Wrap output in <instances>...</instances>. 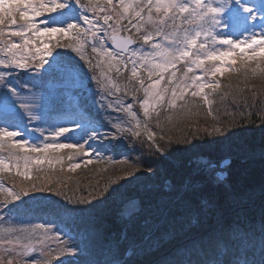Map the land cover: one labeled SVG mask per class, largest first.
Returning <instances> with one entry per match:
<instances>
[{"label":"snow or ice","instance_id":"snow-or-ice-1","mask_svg":"<svg viewBox=\"0 0 264 264\" xmlns=\"http://www.w3.org/2000/svg\"><path fill=\"white\" fill-rule=\"evenodd\" d=\"M257 14L260 16L259 34L250 31L257 24H249V20H257ZM101 20L107 27L100 25ZM124 32L129 34L122 35ZM55 36H60L63 42L57 40L49 45L42 39ZM133 44L139 47L130 50ZM57 48L70 50L78 59L59 52L53 55ZM80 62L87 66L91 76ZM237 64L240 66H235ZM0 68L4 69L0 70V125H3L0 126V152L8 153L6 157L0 156V172L15 168L16 176L30 180L32 167L44 163L49 167L62 164L63 157L50 156V153L70 149L69 160L74 155L87 154L85 145L91 147L89 142L98 136L96 122L88 109L90 103H97L104 110L125 112L135 122L136 130L129 128L132 135H139L138 130L142 128L149 140L156 133L148 122L155 116L159 126L160 111L164 108L184 109L190 89H195L190 92L191 97H201L208 105V115H213V101L209 97L221 88L218 74L222 77L226 71L241 70L250 72L253 77L264 74V0L255 4L252 0H0ZM14 69L28 70L34 75L24 80L19 73L14 74ZM113 72L115 77L109 75ZM178 72L181 73L179 77ZM121 77L125 81V95L131 86L133 100L139 104L143 120L138 111L133 110L132 103L125 105L117 95L122 91ZM89 80L97 84L98 91L94 95L100 97L98 101L92 100L93 94H86L89 93ZM141 91L142 98L136 95ZM113 96L115 100L108 99ZM53 113L61 114L54 123L51 122ZM25 117L29 122L49 124L50 138L45 137L42 144L30 145L20 130H9L10 127H26ZM168 119L171 121L172 117ZM70 124L79 129L72 137L75 142L61 143L58 138L73 131ZM234 125V121L218 122L213 132L222 139L207 145L192 143L176 151L192 152L213 145L218 149L225 141L248 131L246 128L232 131ZM112 126L122 130L119 122ZM40 131L43 135V130ZM183 142L188 143L187 140ZM170 144L169 140L167 146ZM155 149L157 153L165 152V147L159 144ZM32 153L39 155L33 158ZM21 162L23 171H20ZM153 162H148L147 171L158 175L159 172L151 167ZM230 163V160L209 153L196 165L195 176L182 178L175 186L166 181L170 192L167 202L157 203L153 198L141 207L140 202L129 199L120 215L139 232L142 241L149 243L159 242L169 229L187 228L186 214L191 215L192 223H203L211 218V230L177 249L165 264H257L252 258L257 249L261 255L259 264H264V220L257 247L250 226L239 217L227 220L215 201L199 193L196 176L212 177L220 184L226 176L224 168ZM79 167V163H70L68 171ZM223 187L231 195L230 186L224 184ZM30 190L56 191L51 187H37L34 183L30 188L23 182L19 187L13 183L7 189L0 185V193L6 192L5 203L8 197L20 201L16 207L21 215L29 211L22 208L26 202L21 197L28 196ZM119 191L114 188L98 204L105 203ZM65 199L72 202L69 197ZM84 202L91 203L77 201ZM69 211L58 209L55 219L43 223L29 224L20 219L19 226L13 223L17 218L0 216V264H53L54 261L55 264H99L79 258L85 254V241L92 237L87 229L79 231L68 225L64 217ZM120 239H128L127 230ZM194 252L201 258L192 259ZM104 264H127V261L114 253Z\"/></svg>","mask_w":264,"mask_h":264},{"label":"trees","instance_id":"trees-1","mask_svg":"<svg viewBox=\"0 0 264 264\" xmlns=\"http://www.w3.org/2000/svg\"><path fill=\"white\" fill-rule=\"evenodd\" d=\"M124 34L129 33L124 32ZM44 38L50 45L57 40L63 42L60 36ZM87 51L90 53L91 50L87 49ZM56 52L66 56L75 55L65 48L55 49L53 55ZM235 66L239 67V64ZM83 67L87 73H91L86 65L83 64ZM232 74L236 75V78L234 76L222 78L221 88L209 97L213 101L211 106L213 115H208V105L203 103L201 97H191L190 92L195 89H190L186 96L187 106L184 109L179 107L174 110L162 109L159 126L155 116L148 122L150 129L156 133L153 142L147 140L142 133L132 135L129 130L118 131L112 126L111 119L114 113L110 108L104 110L99 104L90 103L88 105L90 117L96 122L98 132L97 138L92 141L97 144L98 151L104 158L102 166L70 172L68 165L80 157L74 155L73 159L69 160L72 150L61 149L49 155L63 157L62 164L49 167L44 163L32 167L29 173L30 180L16 176L15 168L0 172V185L5 189L11 187L13 183L19 187L23 182L28 188L34 183L37 187H51L56 190L43 193L30 190L28 196H22L21 200L26 202L22 208L29 210L23 215L16 207L20 205V201H13L8 197V202L5 203L6 192L0 193V215L47 220L55 219L58 209L67 208L70 211L64 219L68 225L79 231L87 229L92 237L85 241L87 248L85 254L79 257L81 260L104 264L105 261L113 258L114 253H118L119 258L127 261V264H165V261L173 258L177 249H182L194 237L207 234L212 227L211 218L203 223L199 221L192 223L191 215L186 214L184 223L188 225L187 228L169 229L168 234L159 242L149 243L142 241L139 232L126 218L121 217V209L129 199L137 200L141 207L153 198L157 203L167 202L170 192L166 188V181L175 186L182 178L195 176L196 165L202 158L212 153L218 158L230 159L233 162L224 168L226 176L220 184H217L212 177L196 176L200 186L199 193L215 201L227 220H235L239 217L250 226L255 233V243L258 247L260 226L264 220V131H262L264 130V80L258 79V76L253 77L250 72L245 73L243 70ZM119 82L123 81L119 80ZM88 83L89 92L97 93V84L92 80ZM121 88L124 94L122 84ZM130 91L127 90V95ZM205 92L208 93L209 90L205 89ZM99 99L100 97L95 96L93 101ZM107 102L106 100L105 103ZM169 116L172 117L171 121L168 119ZM211 120L216 124L234 121L232 131L241 128H246L248 131L244 135L234 136L225 141L218 149L213 145L212 148L204 147L192 152L176 151L189 147L192 143L207 145L213 140L222 139L219 134L213 132ZM35 133L41 135V131L35 130ZM161 136L163 139L160 138ZM169 140L171 144L167 146ZM184 140L188 143H184ZM156 144L165 147V152L157 153ZM0 155L6 157L8 153L0 152ZM31 155L33 158L38 156L35 153ZM165 156H168L166 160ZM39 158L43 159V156ZM152 161L154 162L151 163V167L159 172L158 175H152L147 171L148 162ZM20 171H23L22 162ZM129 172L132 174L126 175ZM224 184L230 186L231 195L226 193ZM114 188L120 191L113 194L105 203L98 204L108 197ZM56 192L62 194L57 195ZM38 197L43 199H34ZM65 197L71 198L72 202L69 203ZM80 200L91 203H77ZM91 205L98 206L93 208ZM125 230L128 232V239L122 240L120 236ZM157 258L159 259L156 262L151 263ZM191 258L195 260L201 257L194 252ZM252 258L259 264L261 255L258 249Z\"/></svg>","mask_w":264,"mask_h":264},{"label":"rangeland","instance_id":"rangeland-1","mask_svg":"<svg viewBox=\"0 0 264 264\" xmlns=\"http://www.w3.org/2000/svg\"><path fill=\"white\" fill-rule=\"evenodd\" d=\"M258 2H259V0H252V3L253 4L258 3ZM259 20H260V16L258 14H257V20L256 21L249 20V24H252V23H256L257 24V27L255 29H250V31H255V32H257V34H259V32L261 31V29L258 26L259 25ZM110 23H111V21H110ZM103 27H107V26L106 25H103ZM228 30L229 29H225V31H228ZM109 31H111V30H109ZM247 34L248 33H245V35H247ZM122 35H125V34L122 33ZM232 38H235V36H233ZM241 38H243V37H241ZM42 39L46 43H48V41L44 37H42ZM37 43L39 44V42H37ZM138 47H139V44H136L131 49H136ZM218 47H227V46H219L218 45ZM145 50H147V49H145ZM128 55H130V52L127 53V54H125V57H127ZM72 57L78 59V57H76V55H73ZM46 58L47 59H51L50 57H46ZM237 60H238V58H237ZM80 63H82V67H83V62H80ZM230 64H231V62H230ZM253 66H255V65H253ZM129 67H131V65H129ZM178 67H180V66H178ZM0 70H4V69L0 68ZM84 71L86 72L85 69H84ZM13 72H14V74L15 73H19L20 77L22 79H24V80H27V78L29 77V75H34V74L30 73L28 70H23V69H14ZM232 73L233 72H227L226 71L222 77L219 76V74H218L217 75V79H219L221 81V79L224 78V77H226V76H229L231 78L232 76H234ZM87 74L89 76H91V73L90 74L87 73ZM197 74H199V72H197ZM109 75L115 77V73L114 72L113 73H109ZM180 75H181V73L178 72L177 73V76L179 77ZM189 75H191V74H189ZM261 75L258 76V79L261 78V79L264 80V74H261ZM234 78H236V75L234 76ZM145 79H146V76H145ZM119 80H122L123 82H120V83L122 85H124V83H125L124 78L121 77V78H119ZM92 81L95 82L94 80H92ZM146 82H147V80H146ZM163 84H164V82H162V86H163ZM254 86H257V84H254ZM123 89H124V87H123ZM128 89L131 90V86H129ZM87 94H93L92 95V100H94V97L95 96H96V98H99V96L98 95H94V93H90L89 92ZM117 94L119 96H121L122 101H123V103L125 105L128 104V103H132L133 104V110L134 111H138L139 118L141 120H143V118H142L143 117L142 110L139 109V104L133 100L132 90L128 93V95H125V93L123 94L122 92H120L121 95L119 93H117ZM136 95L138 97L142 98L143 97V92L141 91L139 94L136 93ZM109 100H115V97L114 96L113 97H109ZM110 110H111L112 113H114V115H113V117L111 119L112 120V125L115 122H119L121 124V127L123 128L121 131L129 130V128H131L132 130H136L135 129V122L134 121H131L130 120V117H128V115L125 112H122V111L121 112H115L111 108H110ZM60 116H61L60 113H53L51 122H53V123L56 122L60 118ZM117 117L120 118L119 121H117V119H116ZM204 120H208V119L207 118H204ZM189 122L190 121H187V123H189ZM210 122H213L211 126L216 125V123L213 120H211ZM24 125H26V127H21L20 129H15V128H11L10 127L9 130H20L21 131V136L24 139H27L30 144H42V142L44 141L45 137H49L50 138V128H49V124L40 123L38 121L29 122L28 119H27V117H25L24 118ZM0 126H3V125H0ZM68 126L70 128H72L73 131L72 132H69V133H66L65 136H62V137L58 138L61 143H74L75 142L74 139H72V137L78 134L79 129H76L75 128V125H72V124H70ZM177 129H179V128L177 127ZM35 130L36 131L43 130V133H44L43 135L45 137H42V135L35 133ZM138 131H139V134H141V133L144 134L146 136V139L149 140L147 134L145 133V131L142 128L139 129ZM19 138L21 139V137H19ZM149 141L153 142V139L152 140H149ZM89 144H91V147H88V145H85V147L87 148V154H80L79 155L80 158L78 160H75L74 161L75 163H79L80 164V167L77 168L75 171H72V172H79V171H81L82 168L83 169H88V168H94V167H96V168L97 167H101L102 164L104 163V158L102 157L100 151H98L97 144L95 142H93V141H90ZM88 161H91V163H88ZM9 217H11V216H9L7 214L5 215V218H9ZM15 218H17V219H14L13 220V223L16 226H19L18 220H20V219H22V221L24 223H29V224L43 223L45 221V220H42V219H39V218H35V219H26V218H20V217H15Z\"/></svg>","mask_w":264,"mask_h":264},{"label":"water","instance_id":"water-1","mask_svg":"<svg viewBox=\"0 0 264 264\" xmlns=\"http://www.w3.org/2000/svg\"><path fill=\"white\" fill-rule=\"evenodd\" d=\"M131 46H132V45H130L129 48H130ZM125 54H126V53H125ZM227 160H230V159H227ZM227 160H226V161H227ZM230 161L233 162V160H230Z\"/></svg>","mask_w":264,"mask_h":264}]
</instances>
